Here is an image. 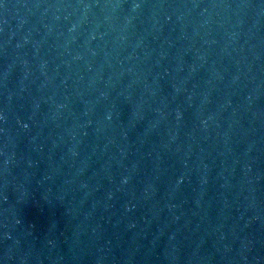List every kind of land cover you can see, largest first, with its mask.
Segmentation results:
<instances>
[{
  "label": "water",
  "instance_id": "95a60500",
  "mask_svg": "<svg viewBox=\"0 0 264 264\" xmlns=\"http://www.w3.org/2000/svg\"><path fill=\"white\" fill-rule=\"evenodd\" d=\"M0 264H264V0H5Z\"/></svg>",
  "mask_w": 264,
  "mask_h": 264
},
{
  "label": "snow or ice",
  "instance_id": "6c2138e0",
  "mask_svg": "<svg viewBox=\"0 0 264 264\" xmlns=\"http://www.w3.org/2000/svg\"><path fill=\"white\" fill-rule=\"evenodd\" d=\"M5 3V0H0V7H2ZM136 6H139V5H136Z\"/></svg>",
  "mask_w": 264,
  "mask_h": 264
}]
</instances>
